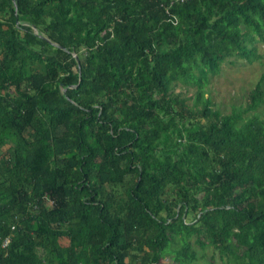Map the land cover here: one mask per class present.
Segmentation results:
<instances>
[{
  "label": "trees",
  "instance_id": "1",
  "mask_svg": "<svg viewBox=\"0 0 264 264\" xmlns=\"http://www.w3.org/2000/svg\"><path fill=\"white\" fill-rule=\"evenodd\" d=\"M258 40L264 0H0V263L264 264V74L205 92Z\"/></svg>",
  "mask_w": 264,
  "mask_h": 264
},
{
  "label": "rangeland",
  "instance_id": "2",
  "mask_svg": "<svg viewBox=\"0 0 264 264\" xmlns=\"http://www.w3.org/2000/svg\"><path fill=\"white\" fill-rule=\"evenodd\" d=\"M257 52L260 57L252 62L238 57H232L222 65L219 73L212 74L206 86V96L213 101L214 108H219L223 113H230L235 106L242 105L247 94L255 88L261 76L264 74V42H256ZM177 90L194 97L198 90L196 84L179 82ZM11 143H7L0 150V164L2 154H6ZM198 252V259L191 264H229L212 247L203 249L200 245L194 247ZM158 264H178L172 255L166 256Z\"/></svg>",
  "mask_w": 264,
  "mask_h": 264
},
{
  "label": "built area",
  "instance_id": "3",
  "mask_svg": "<svg viewBox=\"0 0 264 264\" xmlns=\"http://www.w3.org/2000/svg\"><path fill=\"white\" fill-rule=\"evenodd\" d=\"M10 236L3 241V246H6L10 242ZM1 264V263H0Z\"/></svg>",
  "mask_w": 264,
  "mask_h": 264
},
{
  "label": "water",
  "instance_id": "4",
  "mask_svg": "<svg viewBox=\"0 0 264 264\" xmlns=\"http://www.w3.org/2000/svg\"><path fill=\"white\" fill-rule=\"evenodd\" d=\"M16 7H18V5L16 4ZM77 56V55H76Z\"/></svg>",
  "mask_w": 264,
  "mask_h": 264
}]
</instances>
